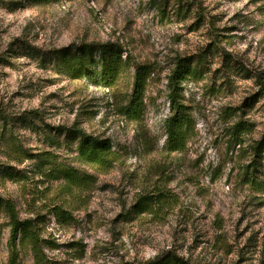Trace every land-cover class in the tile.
Returning a JSON list of instances; mask_svg holds the SVG:
<instances>
[{
    "label": "rangeland",
    "instance_id": "obj_1",
    "mask_svg": "<svg viewBox=\"0 0 264 264\" xmlns=\"http://www.w3.org/2000/svg\"><path fill=\"white\" fill-rule=\"evenodd\" d=\"M0 1V196L34 221L46 254L36 262L25 239L11 263L0 210V264H143L167 252L193 264H264V151L261 172L245 168L264 132V0H193L199 10L190 12L177 0H23L14 10ZM15 40L42 51L120 45L122 59L153 68L139 120L119 113L132 66L113 85L96 71L73 78L54 59L14 54ZM202 50L197 77L181 84L188 141L168 153V70L175 56ZM30 111L35 127L13 119ZM239 120L248 126L236 144ZM76 124L110 141L112 168L81 159L75 139L52 136Z\"/></svg>",
    "mask_w": 264,
    "mask_h": 264
},
{
    "label": "trees",
    "instance_id": "obj_2",
    "mask_svg": "<svg viewBox=\"0 0 264 264\" xmlns=\"http://www.w3.org/2000/svg\"><path fill=\"white\" fill-rule=\"evenodd\" d=\"M2 3V1H0ZM2 7V5H0ZM6 6V7H5ZM178 9H182L183 12H190L195 7L196 11L199 10L193 0H177ZM5 8L9 10L17 9L18 7H24L23 0L19 1H7ZM202 17L201 14L198 15ZM199 21L196 26H199ZM208 46V45H207ZM205 49V48H204ZM203 49V50H204ZM9 50L16 54L21 52L28 57H39L40 64H45L44 60L54 59L55 66L60 71L66 70V72L73 78H92L95 71L98 72L99 78L103 80L107 85H113L116 82L124 70L132 66L133 68V88L130 94V98L127 103L120 105L119 113L130 121H138L141 109L142 98L141 91L143 85L146 84L150 74H153V68L150 65H138L131 62L130 57H121L120 45L113 42H79L71 44L69 46L61 47L58 49H52L51 51L43 50L35 45L25 42L23 40H15L11 43ZM200 51L193 57L188 56H175L171 62V67L168 70L167 85H168V107L169 115L164 120V129L166 132V147L168 153L181 152L186 147L190 119L187 112V107L182 101L181 96V84L191 78L197 77L200 71L199 58L203 57L204 51ZM224 52L223 50H221ZM51 52V53H50ZM226 53V52H225ZM264 71L258 75V81L262 83ZM4 113H0L1 119H6ZM35 115V112H28L27 114L16 115L13 118L15 121L21 122L25 126L35 127L33 123L34 117L27 118L28 115ZM30 119V120H29ZM248 123L241 120L235 122L231 127V137L234 139V143L239 144L242 141V133L247 130ZM52 132V136L55 134H65L66 138L76 140L77 155L81 159H84L92 166H95L102 170L110 169L114 166L116 161V151L112 147L110 141L107 138H102L97 135L88 134L84 132L77 124L67 129H59ZM253 148L254 158L245 166V168L251 171L252 175H256V172L260 170V159L264 151V132L262 133L259 141H256ZM45 163H42V165ZM64 175L71 177L75 175L73 170L64 168ZM262 181H259L257 185H261ZM264 184V182L262 183ZM161 197V195H160ZM148 202H152L153 197L150 194L145 195ZM138 208L136 202L133 209ZM0 210L8 216L9 237H8V250L9 260L13 263L17 260L19 255L18 243H22L25 239L30 242L33 257L36 262H45L46 254L41 248V243L36 236V227L34 221L31 218H20L15 204L11 199L0 196ZM61 212V211H60ZM64 214V212H61ZM29 238V239H28ZM143 264H193L183 259L179 255L167 252L160 257H156L153 260L147 261Z\"/></svg>",
    "mask_w": 264,
    "mask_h": 264
}]
</instances>
